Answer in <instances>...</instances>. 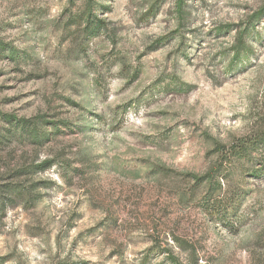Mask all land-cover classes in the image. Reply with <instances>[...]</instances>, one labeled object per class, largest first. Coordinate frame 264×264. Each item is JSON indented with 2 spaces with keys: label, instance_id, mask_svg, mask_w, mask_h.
Here are the masks:
<instances>
[{
  "label": "rangeland",
  "instance_id": "374dc122",
  "mask_svg": "<svg viewBox=\"0 0 264 264\" xmlns=\"http://www.w3.org/2000/svg\"><path fill=\"white\" fill-rule=\"evenodd\" d=\"M261 132L264 0H0V264H264V175L227 224L187 178Z\"/></svg>",
  "mask_w": 264,
  "mask_h": 264
},
{
  "label": "trees",
  "instance_id": "16d2710c",
  "mask_svg": "<svg viewBox=\"0 0 264 264\" xmlns=\"http://www.w3.org/2000/svg\"><path fill=\"white\" fill-rule=\"evenodd\" d=\"M182 0H180V3ZM88 6L93 4V0H87ZM263 12L257 13L251 19L260 20ZM86 24L89 22V14L86 13L83 18ZM98 29V27H96ZM247 36V28L236 35L235 44L232 47V64L239 61L242 57L247 58L248 46H246L245 37ZM10 56H14L12 49L8 50ZM6 123L11 125L15 133H18L21 138L27 141L38 144L46 137V134L41 132L44 124L43 119H15L14 117H4ZM214 156V160L205 173L196 177L188 175L187 178L193 184L194 188L201 186L207 187V192L204 194V202L208 209H205V214L212 218L214 222L227 224L231 219H235L238 210L235 199L236 196L231 195L228 186L232 167L251 168L253 178H260L264 175V133H259L253 138L238 139L229 146H223L218 143L213 144V149L210 156ZM222 182L227 186L226 193L223 191ZM7 191V190H6ZM17 198H24L26 193L19 189L18 186H13L6 192ZM236 197V198H235ZM242 218V217H241ZM238 220V219H236ZM173 264L175 262L173 261Z\"/></svg>",
  "mask_w": 264,
  "mask_h": 264
}]
</instances>
